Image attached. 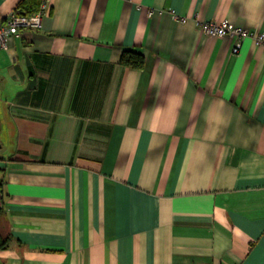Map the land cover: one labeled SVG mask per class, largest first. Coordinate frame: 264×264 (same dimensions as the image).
<instances>
[{
  "label": "crops",
  "instance_id": "1",
  "mask_svg": "<svg viewBox=\"0 0 264 264\" xmlns=\"http://www.w3.org/2000/svg\"><path fill=\"white\" fill-rule=\"evenodd\" d=\"M223 20L264 0H52L0 48V264H264V50Z\"/></svg>",
  "mask_w": 264,
  "mask_h": 264
},
{
  "label": "built area",
  "instance_id": "2",
  "mask_svg": "<svg viewBox=\"0 0 264 264\" xmlns=\"http://www.w3.org/2000/svg\"><path fill=\"white\" fill-rule=\"evenodd\" d=\"M52 0H42L40 9L32 14L25 15L19 9L13 10L5 20L0 23V48L7 49L22 29L39 30L43 26V19L49 13ZM185 21V20H184ZM201 30L210 37L224 38L226 36H239V42L234 50L238 53L246 38L254 40L255 44L264 50V32L245 29L236 26L230 20L222 22H202L199 24Z\"/></svg>",
  "mask_w": 264,
  "mask_h": 264
},
{
  "label": "trees",
  "instance_id": "3",
  "mask_svg": "<svg viewBox=\"0 0 264 264\" xmlns=\"http://www.w3.org/2000/svg\"><path fill=\"white\" fill-rule=\"evenodd\" d=\"M42 0H22L18 8L25 15H32L40 9ZM146 57L134 50H125L121 57V65L127 68L142 69L145 66ZM0 211V217H1ZM9 246V238H4L0 233V250Z\"/></svg>",
  "mask_w": 264,
  "mask_h": 264
},
{
  "label": "clouds",
  "instance_id": "4",
  "mask_svg": "<svg viewBox=\"0 0 264 264\" xmlns=\"http://www.w3.org/2000/svg\"><path fill=\"white\" fill-rule=\"evenodd\" d=\"M250 23H252V21H249Z\"/></svg>",
  "mask_w": 264,
  "mask_h": 264
}]
</instances>
